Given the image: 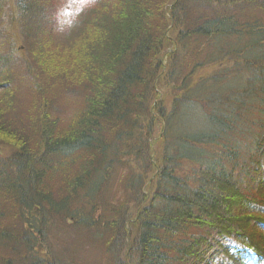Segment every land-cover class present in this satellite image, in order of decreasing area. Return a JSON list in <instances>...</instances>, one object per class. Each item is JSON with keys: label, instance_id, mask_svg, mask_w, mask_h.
I'll return each instance as SVG.
<instances>
[{"label": "trees", "instance_id": "1", "mask_svg": "<svg viewBox=\"0 0 264 264\" xmlns=\"http://www.w3.org/2000/svg\"><path fill=\"white\" fill-rule=\"evenodd\" d=\"M208 1L0 0V264H68L60 228L91 264L264 262V0Z\"/></svg>", "mask_w": 264, "mask_h": 264}, {"label": "rangeland", "instance_id": "2", "mask_svg": "<svg viewBox=\"0 0 264 264\" xmlns=\"http://www.w3.org/2000/svg\"><path fill=\"white\" fill-rule=\"evenodd\" d=\"M75 3H76V0H67L66 6L67 7H73ZM202 5H203L202 7H205L207 9L211 8V6H213V4L211 3V0H210V2L208 1L207 6L204 5V4H202ZM201 9L204 11V14L207 13L203 8H201ZM162 11L163 12L165 11V7L163 8ZM66 15H68V10H66ZM260 15L264 18V13L260 12ZM79 27H77V28L79 29ZM67 39H68V37H67ZM181 45H182V43H181ZM181 45L178 48H180ZM197 46H199V44L198 45L193 44L194 48L197 47ZM177 51H178V49H177ZM198 52L199 51H197V53ZM190 53H193V52L189 51L188 54L187 53H183L179 57L180 61H179L178 65L176 66V69L180 70V72H181L180 77L187 78L189 76V74H190L189 72H191L190 67L193 64L196 63V62H194L195 59H190L188 57V55ZM175 54H176V52H175ZM199 62L202 63V64H206V59L202 60V61H199ZM206 68L207 69H206L205 74L210 73V71L212 72V71H220L221 69L223 70L222 67H219L216 64L213 67L210 65V66H208ZM217 77H220V76H217ZM95 79L102 80V78L99 77V76L97 78H95ZM191 81H192L193 85L196 83V81L193 79V77H191ZM166 88H168V87L165 86L162 90L160 88V90L162 91L163 94L164 93L171 94L169 89H166ZM129 164H131L133 166L132 167L133 170H132V172L129 175L135 177L137 171L134 168L135 167L137 168V165H136L137 162L132 161L130 159ZM54 235H55V237H54ZM54 235L52 234V236H51V233L48 235V237L51 239V241H50L51 242V248H52L51 251H50L51 255L56 256V257L58 256L60 259H62V261H65L68 264L69 263H71V264H91L92 261H96V259L99 260V257H97V255L94 254L95 248L88 247L87 245L84 246L83 243H80L79 240L76 241L73 238H69L68 232H65L61 228L59 229V231L57 230L56 232H54ZM78 243H80V245Z\"/></svg>", "mask_w": 264, "mask_h": 264}]
</instances>
